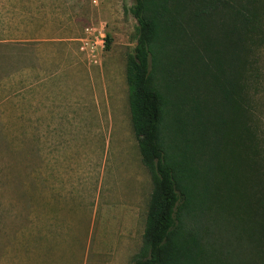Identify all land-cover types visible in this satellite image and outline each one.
Listing matches in <instances>:
<instances>
[{
    "label": "rangeland",
    "instance_id": "1",
    "mask_svg": "<svg viewBox=\"0 0 264 264\" xmlns=\"http://www.w3.org/2000/svg\"><path fill=\"white\" fill-rule=\"evenodd\" d=\"M132 4L0 0V264H132L151 191L127 108Z\"/></svg>",
    "mask_w": 264,
    "mask_h": 264
},
{
    "label": "trees",
    "instance_id": "2",
    "mask_svg": "<svg viewBox=\"0 0 264 264\" xmlns=\"http://www.w3.org/2000/svg\"><path fill=\"white\" fill-rule=\"evenodd\" d=\"M130 127L151 182L132 264H264V0H133Z\"/></svg>",
    "mask_w": 264,
    "mask_h": 264
}]
</instances>
